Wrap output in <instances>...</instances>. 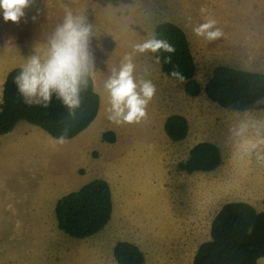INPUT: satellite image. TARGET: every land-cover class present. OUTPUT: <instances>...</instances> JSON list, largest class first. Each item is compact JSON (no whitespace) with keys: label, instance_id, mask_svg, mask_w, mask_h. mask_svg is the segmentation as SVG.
<instances>
[{"label":"rangeland","instance_id":"1","mask_svg":"<svg viewBox=\"0 0 264 264\" xmlns=\"http://www.w3.org/2000/svg\"><path fill=\"white\" fill-rule=\"evenodd\" d=\"M225 1L0 0V45H4L0 60L6 61L4 67L8 69L13 63L7 61L15 51L16 59H24L31 54L32 43L37 40L34 36L44 38L43 29H47L60 32L87 30L84 37L91 36L99 42L105 58L109 57L108 45L112 44L115 62L124 55L141 62L144 37L153 40L156 25L170 21L189 34V48L195 63L194 78L201 86L215 65L264 72V0H256V8L255 2L248 6L250 0H243L244 15L231 16H226ZM231 2L229 0L226 6H231ZM52 19L58 20L48 29ZM233 19H237L236 24H230ZM141 29L145 31L144 36ZM40 32L41 36L37 34ZM203 42L210 45L219 42L211 57L200 49ZM13 45L17 46L16 50L10 52ZM149 46L151 49V44ZM21 63L17 61L16 65ZM138 67L129 71L138 70L143 74L144 69ZM148 72L155 71L149 68ZM156 78L166 79L170 83L169 90L183 88L182 81L165 73ZM152 81L157 83L156 79ZM157 86L163 92L167 89L160 82ZM110 87L117 94V110L125 99L120 93L125 91L120 84ZM119 87L121 89L116 91ZM143 96V93L135 92L130 107H136L134 98ZM149 98L145 97L141 104ZM180 99L178 111L189 122L187 138L169 141L161 140L151 131L143 138H138L137 134L138 142L131 144L125 155L107 156L110 163L100 160L103 171L108 170L103 177L111 181L113 201L112 218L100 232L77 238L63 232L56 224L59 233L51 239L52 232L43 229L32 234L31 229L37 222H30V219L26 224L13 220L0 230V264H117L113 256L115 243L134 240L135 236L143 237L147 264H192L197 246L209 238L211 220L222 204L246 201L257 210H263L264 111L227 110L204 93L193 98L181 94ZM194 104L196 107L191 108ZM172 108L170 104L169 111H173ZM117 115L124 118L125 110H117ZM208 140L220 148L222 156L219 168L212 174L213 188L210 178L204 176L205 171L187 174L176 168V147L180 148V158L185 159L188 148ZM120 144H115L117 150ZM24 161L22 169H29V161ZM55 168L53 174L60 184L66 176L63 162ZM222 181V186L217 184ZM85 249L91 250L89 254Z\"/></svg>","mask_w":264,"mask_h":264},{"label":"crops","instance_id":"2","mask_svg":"<svg viewBox=\"0 0 264 264\" xmlns=\"http://www.w3.org/2000/svg\"><path fill=\"white\" fill-rule=\"evenodd\" d=\"M228 1L226 0L223 4L226 16L233 14L244 15L242 11L243 0H232L231 6H226ZM253 2H255L254 6L256 8V0H250L248 6H251ZM56 20L58 19H52L49 24L50 27L47 28H52ZM236 22L237 19H233L230 24H236ZM181 29L183 28L181 27ZM141 30L143 31V29ZM43 31L45 32L43 34L44 38L34 36L37 40L32 43L31 54L24 59H16L17 52H14V50H16L17 46L13 45L10 46L12 48L10 52H14V56L12 57L11 54L12 58L7 61V63L12 62L13 65L5 69L4 64L6 61L0 60V104L2 102L3 84L6 75L15 67L27 68L34 74V85L30 89L29 94H27L28 101H36L41 90L53 81L52 74L54 72L62 74L76 70L86 72L92 77L94 90L99 95L100 104L97 114L91 123L70 138L60 139L53 137L41 127L30 124L25 120L19 121L11 131L0 135V230L13 220L26 223L31 219L30 222H37L31 229L33 235H35L37 230L43 229L44 232H52L50 238L54 239L56 234L59 233L54 213L57 200L61 196L79 189L82 185L89 182L87 180L93 177L104 178L103 175L108 170L103 171L104 167L100 166V160L110 163V159H107V156L113 158V154L125 155V153L130 151L131 144L138 142L136 139L137 134L138 138H143L151 131L157 134L161 140L170 141L168 136L166 137V133L163 132L166 118L172 114L183 115V113L178 111L181 106V94L191 98L198 95H187L184 88L176 91L169 90L170 83L166 79L156 78L160 73L164 75L165 72L153 54L154 36L153 40L144 37L141 62L134 60L132 56L127 58L125 55L115 62L112 59L113 45H108L109 50L107 53L109 57L105 58L100 51L101 45L99 42H95V39H91V36L84 37L87 30L60 32L43 29ZM183 31L187 36L188 42H190L189 34L186 33L185 29ZM37 34L41 36V32ZM144 35L145 31H143ZM149 44H151V49ZM3 46L0 45V50L3 49ZM199 46H201L200 49L207 57H211L219 47V42H213V45L203 42ZM17 61L22 63L16 65ZM136 66H139L138 69H144L143 74L138 73V70L137 72L129 71V69ZM149 68H153L155 72L149 73ZM240 69L245 70V68ZM153 79H156L157 83L160 82L163 88L167 87L166 91L163 92L157 86V83L152 81ZM111 84H120L122 89L127 92L122 91L120 93L125 99L117 109L123 108L125 110L124 118H120L117 115V94L111 89ZM125 84L131 89L128 87L124 88ZM121 87L116 88V91L121 89ZM135 92L143 93L144 96L143 98H134L136 107H130L129 102ZM201 93L204 92L202 91ZM127 96H129L128 100ZM148 96L151 99L149 98L147 102L141 104L145 97L148 98ZM150 104L152 107H150ZM170 104L173 105V111H169ZM195 107L196 104L191 106V108ZM166 110L167 113H165ZM189 110L191 109L189 108ZM261 110L264 111V109H256L253 112L256 113V111ZM136 127L144 128L136 131ZM107 132L113 134L114 139L112 142L102 139L103 134ZM188 134L185 138H187ZM116 143H121L119 150L116 149ZM190 148L187 150L186 158L183 159L180 158V148L176 147V168L178 170V163L187 159ZM43 153L44 155L40 157ZM131 155L133 153H130ZM24 160L29 161V169H22L23 163L25 164ZM61 162H63L66 176L59 184L58 177L53 172L56 171L55 167ZM219 166L210 171H205L206 174L204 176L205 178H210L211 188L214 187L212 186V174ZM183 172L191 174L198 171ZM90 173L92 175H89ZM215 174L218 175V173ZM104 179L107 180L106 178ZM107 181L111 187V181ZM217 184L222 186L223 181ZM220 189L222 190V187ZM21 217H25L27 220ZM142 238L141 236H135V239L130 241L138 245L142 250L145 258L144 264H147V254L146 249L142 245ZM85 250L88 254L91 251L90 249ZM263 262L264 257L259 258L256 264H262Z\"/></svg>","mask_w":264,"mask_h":264},{"label":"trees","instance_id":"3","mask_svg":"<svg viewBox=\"0 0 264 264\" xmlns=\"http://www.w3.org/2000/svg\"><path fill=\"white\" fill-rule=\"evenodd\" d=\"M154 57L170 77L183 82L187 95L202 91L220 107L246 111L264 109V72L249 71L226 64L215 66L204 86L194 78L195 63L189 42L181 27L170 21L156 25ZM53 81L31 102L27 94L34 74L24 67L10 70L5 78L0 104V135L11 131L22 120L39 126L51 136L65 139L85 129L97 114L100 98L92 77L83 71L53 73ZM189 129L187 118L168 116L164 131L172 141L183 140ZM112 142L113 134L104 133ZM222 162L220 148L211 141L193 145L179 170L188 173L210 171ZM264 206V197H263ZM113 201L108 182L94 178L79 189L61 196L54 208L57 227L77 238L100 232L111 219ZM117 264H144L142 250L135 243L119 240L113 247ZM264 257V209L246 201L221 205L211 220L209 238L195 251L192 264H256Z\"/></svg>","mask_w":264,"mask_h":264}]
</instances>
